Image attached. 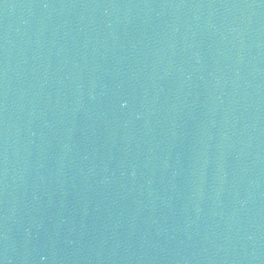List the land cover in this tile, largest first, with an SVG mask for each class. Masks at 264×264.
<instances>
[{
	"label": "water",
	"instance_id": "95a60500",
	"mask_svg": "<svg viewBox=\"0 0 264 264\" xmlns=\"http://www.w3.org/2000/svg\"><path fill=\"white\" fill-rule=\"evenodd\" d=\"M159 0H0V264H87Z\"/></svg>",
	"mask_w": 264,
	"mask_h": 264
}]
</instances>
